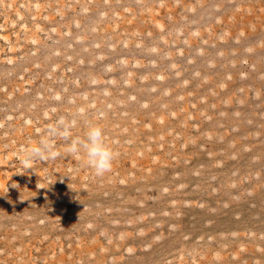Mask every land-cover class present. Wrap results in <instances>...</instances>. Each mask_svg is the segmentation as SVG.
I'll use <instances>...</instances> for the list:
<instances>
[{
	"label": "rangeland",
	"instance_id": "374dc122",
	"mask_svg": "<svg viewBox=\"0 0 264 264\" xmlns=\"http://www.w3.org/2000/svg\"><path fill=\"white\" fill-rule=\"evenodd\" d=\"M0 264H264V0H0Z\"/></svg>",
	"mask_w": 264,
	"mask_h": 264
},
{
	"label": "clouds",
	"instance_id": "9594fccd",
	"mask_svg": "<svg viewBox=\"0 0 264 264\" xmlns=\"http://www.w3.org/2000/svg\"><path fill=\"white\" fill-rule=\"evenodd\" d=\"M73 126L71 120L59 118L35 145L23 149L21 163L24 168H31L32 162L36 160L55 159L59 153L55 150L51 139L60 136L67 142L66 151L73 155L83 154L87 165L94 170L97 176L110 172L119 154L107 143L104 129L99 125L90 124L83 137H73L69 135ZM37 187L41 188L38 184Z\"/></svg>",
	"mask_w": 264,
	"mask_h": 264
}]
</instances>
